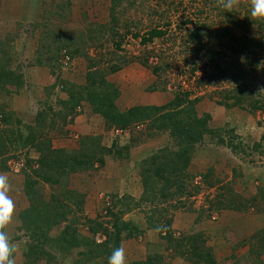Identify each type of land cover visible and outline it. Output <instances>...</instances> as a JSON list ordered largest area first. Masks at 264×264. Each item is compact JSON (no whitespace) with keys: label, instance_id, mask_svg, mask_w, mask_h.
Segmentation results:
<instances>
[{"label":"rangeland","instance_id":"1","mask_svg":"<svg viewBox=\"0 0 264 264\" xmlns=\"http://www.w3.org/2000/svg\"><path fill=\"white\" fill-rule=\"evenodd\" d=\"M224 3L225 0H0V63L24 78L21 88L7 86L9 94L0 91V107L5 104L13 111L7 106L11 98L10 105L18 110L15 114L22 127L8 125L1 131L25 137L32 128L40 133L38 143L49 141L52 148L69 153L83 144L95 151L99 147L126 154L121 158L106 154L103 165L96 162L92 170L72 174L60 186H37L43 202L52 195L64 196V204L82 223L104 215L107 207L117 213L125 211L123 218L144 233L122 241L124 264L144 260L148 254L162 255L167 264H192L177 254L185 255L175 251V245L167 248L155 230H144L150 211L147 204L138 206L126 201L129 211L113 198L127 196L138 203L142 195L141 163L160 149L173 148L175 140L167 132H151L148 123L124 131L110 129L85 102L74 111L63 109L60 102L67 101L68 95L60 86L84 85L91 62L92 69L104 70L127 61L118 72L106 76L119 90V111L160 106L188 92L189 99L198 100L197 115H210L209 128L220 131L218 134L232 130L237 152L218 145L217 135L205 136L195 146L185 178L190 196L170 201L167 217L176 240L201 232L217 264H240L238 260L247 253L248 246L239 244L248 243L258 230H264V213L260 212V207L264 210L263 198L258 197L257 208L249 202L264 193V157L251 149L264 134V117L251 107L264 103V18L251 16L252 0H234L230 9ZM153 29L161 31L162 36L143 44L142 39ZM224 29L229 34L223 35ZM195 31L199 34L193 41L189 35ZM243 37L251 42L249 50H256L258 55L257 62L249 66L247 51L233 56L225 48ZM257 44L260 48H256ZM207 50L213 55L212 61L207 59ZM232 74L237 81L231 80ZM241 94L248 95L242 107L223 105L231 104ZM126 147L128 150H124ZM39 156L33 147L21 149L14 144L6 157L7 171L0 169V175L9 183L8 195L13 203V216L4 231L16 246L15 264L24 263L22 251L27 241L19 218L29 206L23 191L24 175L32 176ZM223 204L227 207L222 208ZM169 205L178 207L172 209ZM110 221L111 218L102 219L107 224L105 229ZM61 228L53 229L50 235H58ZM79 232L98 243L104 240L102 232L92 236L85 226H80ZM81 251L74 250V260L40 264H75ZM229 259L237 261L230 263ZM261 259L264 263V254ZM104 263L103 258L90 262Z\"/></svg>","mask_w":264,"mask_h":264},{"label":"trees","instance_id":"2","mask_svg":"<svg viewBox=\"0 0 264 264\" xmlns=\"http://www.w3.org/2000/svg\"><path fill=\"white\" fill-rule=\"evenodd\" d=\"M198 34V31H195L189 37L195 41ZM227 34L229 31L224 29L223 35ZM146 35L147 37L142 39L143 44L162 36V32L153 29ZM242 39L240 42L233 41V46L228 45L225 48L233 56L243 53L244 50L247 51L250 56L246 65L249 66L257 62V51L249 50L251 42L245 37ZM256 46V48H260V44ZM206 56L209 61H212L211 51L207 50ZM6 62L8 63V61ZM123 62L122 65L111 64L104 70L92 69L94 66L91 62L89 70L85 74L84 85L71 84L67 85V88L60 86L68 95V100L60 102V105L63 109L69 108L74 111L80 103L85 102L91 107L92 113L100 116L110 129L124 131L133 125L148 123L151 132H167L173 137L175 140L173 148L160 149L141 163L142 195L139 202H134L127 196L121 197L122 199L116 196L113 198L116 199L117 204L125 208L128 207L126 201L138 206L147 204L150 211L145 220L146 229L144 230H155L159 237L167 243V248L170 249L175 245L173 249L182 251L185 255L180 252L177 254L188 258L190 263L217 264L212 249L206 244L207 239L203 233H192L177 240L174 238L171 219L167 217L168 204L170 201H178L179 197L190 196L186 191L185 178L195 146L201 144L205 136L211 138L217 135L218 145H224L237 152L238 148L234 145L233 131L229 130L218 134L220 131L209 128L210 115H197L195 105L198 100L189 99L188 92L179 93L172 100L160 106H134L125 111H119L116 106V100L120 94L119 90L114 84L106 80V76L118 72L127 64V61ZM226 73L227 71H223V74ZM234 75L232 74L231 80L235 82L237 79ZM23 84L24 78L21 73L10 69L5 63H0V91L9 94L11 91H8L7 86L19 89ZM241 93L246 94V92ZM247 96L235 97L231 104L223 103V105L226 108L242 107L244 98ZM251 107L260 111L264 117V103L258 102ZM8 125L21 129L22 122L16 117L15 112L6 109L4 104L0 107V169L2 172L7 171L8 158L6 157L14 144H18L21 149L33 147L40 154L36 162L37 167L32 171V176L24 175L23 191L29 206L19 214L25 230L24 236L27 238L22 251L23 264L74 260V250L79 248L82 251L77 253L80 259L76 260L75 264H90V262H95L101 258L105 260L104 264H108V258L112 251L122 247V241L125 238L140 236L144 233L138 225L123 218L125 211L117 213V211H113V208L107 207L104 215L99 214L93 219L84 220L82 223L80 218L73 217V211L64 204V196L52 195L48 202H43L37 194L39 184H45L49 187L60 186L70 175L92 170L96 162L103 165V156L106 154H112L115 158L126 156L122 150L112 151L98 147L95 151V149H87L82 144L79 149L69 153L63 149L52 148L49 141H46L45 144L38 143L37 138H41L40 133L32 128H28L29 132L25 137L18 134L16 136L15 133H10V135L3 133L1 127ZM226 138L227 140H225ZM251 149L264 157V134L261 135L258 142L252 145ZM124 150H128V148L126 147ZM96 153L98 154L96 155ZM260 196L264 201V193L260 192L249 200L252 206H256V208L257 205L259 206L260 199L258 197ZM178 205L180 206V203ZM178 205H169V207L177 209ZM224 206L227 207L223 204L222 208ZM127 210L130 211V208L128 207ZM260 212L264 213L261 207ZM70 217L71 220H69ZM103 218H111L110 226L107 229L104 228V225L107 224L102 222ZM80 226H85L92 236L102 232L104 240L98 243L93 237L90 239L83 236L79 232ZM56 228H61V230L58 235L52 237L50 232ZM239 246H248L246 256L244 255L242 259L238 260L240 264H264L261 261L264 254V230H258L248 243L241 242ZM236 261L229 259L230 263H236ZM132 264L167 263L160 254H148L144 260Z\"/></svg>","mask_w":264,"mask_h":264},{"label":"clouds","instance_id":"3","mask_svg":"<svg viewBox=\"0 0 264 264\" xmlns=\"http://www.w3.org/2000/svg\"><path fill=\"white\" fill-rule=\"evenodd\" d=\"M234 0H225L224 7L232 8ZM251 16L264 18V0H252ZM9 183L4 175H0V264H15L13 253L16 246L9 242L4 231L13 216V203L9 195ZM108 264H124V250L115 248L108 258Z\"/></svg>","mask_w":264,"mask_h":264},{"label":"crops","instance_id":"4","mask_svg":"<svg viewBox=\"0 0 264 264\" xmlns=\"http://www.w3.org/2000/svg\"><path fill=\"white\" fill-rule=\"evenodd\" d=\"M29 82V81H28ZM27 81H26V83H28ZM31 82H29V84H30ZM12 99L11 98H8V101H7V106L11 109V110H13L14 112H16V113H19L18 112V110L17 109H15L14 107H13V105L11 106L10 105V101H11Z\"/></svg>","mask_w":264,"mask_h":264}]
</instances>
